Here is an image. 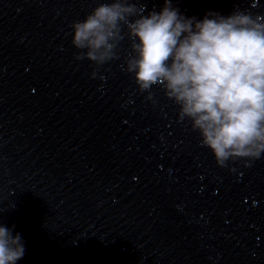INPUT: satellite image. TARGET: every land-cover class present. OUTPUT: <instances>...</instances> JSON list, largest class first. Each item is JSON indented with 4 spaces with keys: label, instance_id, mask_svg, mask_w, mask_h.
I'll return each instance as SVG.
<instances>
[{
    "label": "water",
    "instance_id": "water-1",
    "mask_svg": "<svg viewBox=\"0 0 264 264\" xmlns=\"http://www.w3.org/2000/svg\"><path fill=\"white\" fill-rule=\"evenodd\" d=\"M110 2L0 0V226L22 238L16 264H264V154L219 166L163 88L126 71V28L113 60L76 58L72 25ZM172 7L263 16L255 0Z\"/></svg>",
    "mask_w": 264,
    "mask_h": 264
},
{
    "label": "clouds",
    "instance_id": "clouds-1",
    "mask_svg": "<svg viewBox=\"0 0 264 264\" xmlns=\"http://www.w3.org/2000/svg\"><path fill=\"white\" fill-rule=\"evenodd\" d=\"M131 0L99 3L72 25L77 59L98 66L117 57L124 39L132 54L126 71L141 92L154 85L179 106L180 120L191 121L201 144L217 164L260 159L264 154V16L237 10L187 18L164 0L147 15ZM95 75V73H93ZM152 98L151 93L148 97ZM25 247L19 233L0 226V264H16Z\"/></svg>",
    "mask_w": 264,
    "mask_h": 264
}]
</instances>
